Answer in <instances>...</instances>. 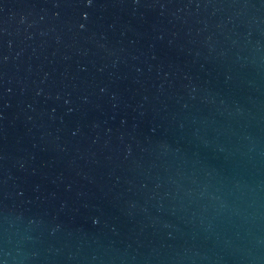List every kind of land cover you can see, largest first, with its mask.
<instances>
[{"label":"water","instance_id":"obj_1","mask_svg":"<svg viewBox=\"0 0 264 264\" xmlns=\"http://www.w3.org/2000/svg\"><path fill=\"white\" fill-rule=\"evenodd\" d=\"M0 264H264V0H0Z\"/></svg>","mask_w":264,"mask_h":264}]
</instances>
